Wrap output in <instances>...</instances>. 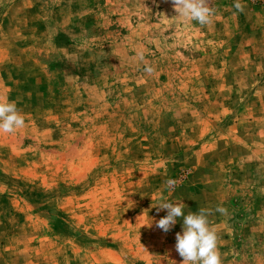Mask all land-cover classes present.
Instances as JSON below:
<instances>
[{
  "label": "rangeland",
  "instance_id": "374dc122",
  "mask_svg": "<svg viewBox=\"0 0 264 264\" xmlns=\"http://www.w3.org/2000/svg\"><path fill=\"white\" fill-rule=\"evenodd\" d=\"M241 3L200 26L172 0H0L25 119L0 133V264H182L165 201L212 211L222 264H264V0Z\"/></svg>",
  "mask_w": 264,
  "mask_h": 264
},
{
  "label": "clouds",
  "instance_id": "9594fccd",
  "mask_svg": "<svg viewBox=\"0 0 264 264\" xmlns=\"http://www.w3.org/2000/svg\"><path fill=\"white\" fill-rule=\"evenodd\" d=\"M176 17L189 21H195L200 26L212 23L215 15L214 9L210 7V0H172ZM233 7L237 12L244 11L241 0H234ZM143 60V53H140ZM144 71L151 74L154 69L146 66ZM24 116L18 110L14 102L0 101V133H14L24 127ZM166 186L172 190L176 184L175 180H166ZM186 205L181 202H162L156 206L157 212L167 210V215L156 221V227L167 233L177 222V218L183 217V231L176 234V251L183 258L182 264H222V256L218 248V234L210 227L208 217L212 211L200 208L197 212L185 214ZM221 215L227 214V209L217 206L215 209ZM151 227V226H150Z\"/></svg>",
  "mask_w": 264,
  "mask_h": 264
}]
</instances>
